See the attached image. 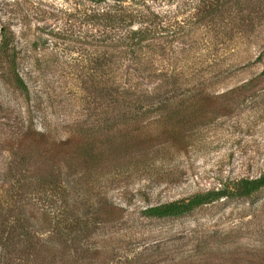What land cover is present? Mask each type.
Listing matches in <instances>:
<instances>
[{
	"label": "rangeland",
	"instance_id": "rangeland-1",
	"mask_svg": "<svg viewBox=\"0 0 264 264\" xmlns=\"http://www.w3.org/2000/svg\"><path fill=\"white\" fill-rule=\"evenodd\" d=\"M93 5L83 0H0V35L11 41L30 98L0 80V161L8 137L6 126L14 117L21 119L22 132L32 125L35 131L59 139L71 134L75 118L84 120L90 111H94L88 118L92 123L85 130L105 127L104 101L96 92L101 73L89 63L101 54L103 38L98 27L87 25V9ZM164 10L177 15L173 5ZM214 16L183 41L166 40L162 67L175 63L171 67L177 71H200V80L209 74L215 83L205 84L204 93L234 96L233 107L202 124L201 119L182 118L177 142L151 147L136 158L120 156L118 162L95 170L86 182H78L75 195L85 202L83 222L104 203L113 210L114 219L106 226L113 227V233L105 237L104 229H97L85 241L89 248L81 247L83 253L78 255L70 250L62 253L64 242L48 241L50 233H34L36 244L41 238L51 249H58L55 260L49 258L44 264H247L251 255L264 260V189L249 198L214 201L178 218L149 220L141 214L147 207L264 175V0H236L217 8ZM251 79L259 82L243 95L240 86ZM140 86L151 90L154 83L142 81ZM68 93L70 100H64ZM211 109L206 106L204 112ZM155 117L139 119L138 126ZM78 134L94 138L96 145L102 140L98 131L91 136ZM3 174L1 166L0 189L21 192L26 196L21 198L23 203L30 206L46 204L44 195L31 187V179L20 189Z\"/></svg>",
	"mask_w": 264,
	"mask_h": 264
},
{
	"label": "trees",
	"instance_id": "trees-1",
	"mask_svg": "<svg viewBox=\"0 0 264 264\" xmlns=\"http://www.w3.org/2000/svg\"><path fill=\"white\" fill-rule=\"evenodd\" d=\"M83 1L97 5L87 9V25L94 29L98 27L103 37L99 41L101 54L88 61L101 73L98 81L101 86L96 92L104 101L105 122H102L105 127L94 126L85 130L92 123L88 118L94 111L84 114L88 117L84 120L75 118L70 126L73 131L64 139L54 138L47 131H35L32 125L27 132H22L20 118L14 117L12 124H6L8 137L3 141L5 153L0 169L2 166L3 175L8 174L20 189L24 184L29 185L25 181L31 179V187L35 193L44 195L46 204L41 208L27 205L21 199L26 197L21 192L11 194L1 187L0 264H14L12 260H19L21 264L27 261L28 264H44L49 258L54 261L58 249H51L41 238H37L36 244L34 233H50L48 241H63L64 244L60 245L65 249L62 247L61 252L69 253L67 250H70L75 255L83 253L81 247L89 248L85 241L91 240L99 229H104L103 235L108 237L113 233L110 230L113 227H106L114 219L111 217L113 210L99 203L101 205L91 214V219L86 218L83 222L85 202L75 195L79 192H76L78 182L83 179L86 182L95 170L103 169L105 163L118 162L120 156L136 158L151 147L177 142L182 118L189 121L201 119L199 123H206L236 102L234 96L212 97L204 93L205 84L215 83L209 74L205 80L202 76L200 80V71L198 74L177 71L175 63L166 69L162 67L166 60V40L177 38L183 41L192 29L211 22L217 8L229 6L236 0H223L224 4H220L221 0ZM168 5L175 6L177 15L164 10ZM185 13L187 16L179 21L177 17ZM1 32L3 34V30ZM5 39L0 35V80L29 100L28 88L17 71L14 48L11 41ZM142 81L154 83V87L151 90L140 88ZM256 82L259 80L244 82L239 91H245L242 93L245 95ZM70 96L68 93L64 100H70ZM217 98L224 102L217 101ZM206 106L212 109L204 112ZM152 114L156 116L153 122L138 126L139 119ZM189 123L197 127L194 122ZM96 130L102 137L98 145L94 138L87 140L78 134L84 132L91 136ZM151 139L158 140L151 142ZM110 151L113 155H109ZM32 159L35 163L31 162ZM261 189H264V175L255 179H238L189 199L147 207L141 214L149 220L178 218L220 199L249 198ZM48 192H53V196ZM247 259V264H264L263 258L254 255Z\"/></svg>",
	"mask_w": 264,
	"mask_h": 264
}]
</instances>
